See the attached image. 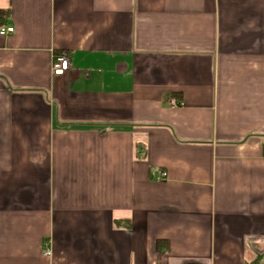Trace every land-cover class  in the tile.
Masks as SVG:
<instances>
[{
  "label": "crops",
  "instance_id": "1",
  "mask_svg": "<svg viewBox=\"0 0 264 264\" xmlns=\"http://www.w3.org/2000/svg\"><path fill=\"white\" fill-rule=\"evenodd\" d=\"M0 9V264H264V0Z\"/></svg>",
  "mask_w": 264,
  "mask_h": 264
},
{
  "label": "built area",
  "instance_id": "2",
  "mask_svg": "<svg viewBox=\"0 0 264 264\" xmlns=\"http://www.w3.org/2000/svg\"><path fill=\"white\" fill-rule=\"evenodd\" d=\"M13 26H2L0 28V35H8L14 32ZM70 67L69 58L66 56V54H58L54 58L52 71L54 75H64ZM175 104V102H173ZM167 179V173L165 171H162L160 173V177L157 179L158 181H164Z\"/></svg>",
  "mask_w": 264,
  "mask_h": 264
},
{
  "label": "trees",
  "instance_id": "3",
  "mask_svg": "<svg viewBox=\"0 0 264 264\" xmlns=\"http://www.w3.org/2000/svg\"><path fill=\"white\" fill-rule=\"evenodd\" d=\"M9 9H0V28L3 26V24L5 23V20L8 18L9 16ZM258 260V259H257ZM254 261L251 264H258L259 262Z\"/></svg>",
  "mask_w": 264,
  "mask_h": 264
}]
</instances>
